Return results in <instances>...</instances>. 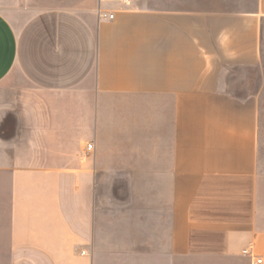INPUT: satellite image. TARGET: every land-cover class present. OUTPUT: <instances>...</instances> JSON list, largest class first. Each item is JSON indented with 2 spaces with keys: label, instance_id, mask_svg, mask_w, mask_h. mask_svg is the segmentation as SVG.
<instances>
[{
  "label": "crops",
  "instance_id": "obj_1",
  "mask_svg": "<svg viewBox=\"0 0 264 264\" xmlns=\"http://www.w3.org/2000/svg\"><path fill=\"white\" fill-rule=\"evenodd\" d=\"M202 1L0 0V264H264L228 68L259 65L264 0Z\"/></svg>",
  "mask_w": 264,
  "mask_h": 264
},
{
  "label": "rangeland",
  "instance_id": "obj_2",
  "mask_svg": "<svg viewBox=\"0 0 264 264\" xmlns=\"http://www.w3.org/2000/svg\"><path fill=\"white\" fill-rule=\"evenodd\" d=\"M203 1L201 0V5ZM226 2L216 1L212 3L213 10L216 11H227V10H237L235 8L226 7ZM235 4V3H234ZM241 3L235 4V6L240 5ZM151 8H154V1L149 3ZM202 7V6H201ZM230 70L229 74V91L237 94L238 96L245 98L250 94H258L260 102V154L259 161L261 170L264 172V23H263V35H262V58L259 65L253 69L247 68H235L228 67ZM123 181V180H122ZM123 182L119 185H122ZM118 185V186H119ZM118 196H123L119 194Z\"/></svg>",
  "mask_w": 264,
  "mask_h": 264
},
{
  "label": "built area",
  "instance_id": "obj_3",
  "mask_svg": "<svg viewBox=\"0 0 264 264\" xmlns=\"http://www.w3.org/2000/svg\"><path fill=\"white\" fill-rule=\"evenodd\" d=\"M123 3L127 6L131 5L132 0H123ZM98 16L100 19L102 20H107V21H114L116 16L115 13L107 10V9H103L102 7L99 8L98 11ZM94 145L90 144L87 147V151L88 152H92L94 150ZM244 254L245 255H249L252 258L253 264H263V260L255 255H253L248 249L244 250Z\"/></svg>",
  "mask_w": 264,
  "mask_h": 264
}]
</instances>
